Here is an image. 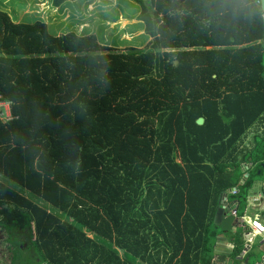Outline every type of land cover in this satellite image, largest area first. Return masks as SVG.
Returning a JSON list of instances; mask_svg holds the SVG:
<instances>
[{"label": "trees", "instance_id": "16d2710c", "mask_svg": "<svg viewBox=\"0 0 264 264\" xmlns=\"http://www.w3.org/2000/svg\"><path fill=\"white\" fill-rule=\"evenodd\" d=\"M136 1L145 50L0 10V174L50 207L0 180L5 264H211L221 195L264 191L260 5Z\"/></svg>", "mask_w": 264, "mask_h": 264}, {"label": "rangeland", "instance_id": "374dc122", "mask_svg": "<svg viewBox=\"0 0 264 264\" xmlns=\"http://www.w3.org/2000/svg\"><path fill=\"white\" fill-rule=\"evenodd\" d=\"M146 0H144L145 2ZM90 2L95 4V9L105 8L106 10H100L97 12L99 19L87 17L85 20L89 22L87 25H80L77 22V17L75 13L80 14L79 16L84 17V14H88L91 11H86V7ZM23 1H17L16 4L10 9L11 12H15L18 8L24 7ZM77 8L76 12L67 13V15L62 16L58 20L60 24L50 23L48 26L49 33L56 35L57 30L61 33L74 32L78 35H90L96 36L98 42L102 45H108L116 51H126L130 48L145 50L148 48V38L149 36L144 30L143 23L136 16L137 11L140 9V5L136 0H78L75 4ZM32 4V12H29L24 16L22 22L32 23L35 20H41L34 13L36 7ZM1 8V7H0ZM72 8V7H71ZM2 9V8H1ZM14 19V16L12 17ZM62 19V20H61ZM43 20V19H42ZM85 21V22H86ZM98 23V27L92 28V23ZM102 22V24H101ZM80 23V24H79ZM107 23V24H106ZM1 111H4V107H1ZM2 120L4 116L0 114ZM264 130L263 124L257 123L252 128H250L243 138L244 143H254V138L256 135H262ZM249 144V145H250ZM0 180L9 186L15 188L17 191L21 192L25 196L31 198L34 202L39 205L50 208L47 203L37 198L36 196L30 194L25 189L19 187L13 182L9 181L7 178L0 174ZM257 212H260L256 208H251L248 210L250 216H254ZM5 235L0 234V264L9 263L11 253L8 249V244L4 241ZM27 241V240H24ZM26 243V242H25ZM27 246V245H26ZM25 246V247H26ZM24 250V249H23ZM32 250V249H30ZM26 253L28 251H25ZM32 254V253H27Z\"/></svg>", "mask_w": 264, "mask_h": 264}, {"label": "crops", "instance_id": "0c3cea01", "mask_svg": "<svg viewBox=\"0 0 264 264\" xmlns=\"http://www.w3.org/2000/svg\"><path fill=\"white\" fill-rule=\"evenodd\" d=\"M17 1H23L25 4L24 7L18 8L13 13L10 9L16 4ZM77 2L78 0H0V7L2 8H0V10L6 12L13 22L24 23L22 22V19L24 18V16H26V14L32 12L31 7L33 4L36 7V9H34V11L36 10L34 14L37 15L33 17H38L39 19H41L38 21L44 22L48 29L50 23H56L59 25V18L64 15H67V13H75L77 9L75 8V4ZM94 7L95 4L93 2H90L89 5L86 7V11L91 12H89L88 14H84V17H81L79 16L80 14L75 13V16L77 17V22H80L81 24H79L81 26L89 24L88 20H85L88 16L94 19H97L98 17L99 19V15L97 14V12L100 10H106L105 8L96 10ZM139 11H137L136 13V16L138 18ZM13 16L14 19L12 18ZM98 23L99 22L92 23V28L95 29L96 27H98ZM56 33H58L56 35L63 34L60 30H57ZM148 40H150V37L148 38ZM246 164H248L250 167L249 163ZM261 186L262 181L256 180L252 184L251 189L247 191L248 197H250V205L247 206L245 212L242 215H239V210L235 213L236 216L242 218L238 224L232 225L230 229L225 231L221 230L220 227L217 226L219 234L215 239L211 264H258L261 257H263L261 264H264V233L256 235L249 234L247 236V234L251 233L252 231L249 220L257 217L264 224V195ZM230 194H232L231 191L227 193V196L225 198L226 204L231 202L232 200H235L230 198ZM258 201L262 202L258 204ZM218 206L219 201L217 207ZM251 208H256L260 212H257L254 216H250L248 214V210ZM238 242L241 244L242 250L239 254H234V249ZM27 253L31 252L28 251Z\"/></svg>", "mask_w": 264, "mask_h": 264}, {"label": "water", "instance_id": "95a60500", "mask_svg": "<svg viewBox=\"0 0 264 264\" xmlns=\"http://www.w3.org/2000/svg\"><path fill=\"white\" fill-rule=\"evenodd\" d=\"M260 6L261 9L264 10V0H260ZM203 122L202 118L197 119V123L201 124ZM264 164H262L263 166ZM249 168V165L244 163L241 166V171L243 172V175L239 181L240 184L244 183L245 180L249 176V172L247 171ZM252 185L248 189V191L251 189ZM233 190H237V187H233L228 189L225 193H223L219 199V206L216 208L214 217H213V224L216 226H219L221 230L225 231L231 228L232 225L238 224L240 220L242 219L239 216H236L233 214V212H237L239 209V200H232L229 203H225V198L227 196V193ZM250 197H248V194L246 195V207L243 211L245 212L246 208L248 205H250ZM262 201H258V204L261 203ZM263 260V257L260 258L258 264H261Z\"/></svg>", "mask_w": 264, "mask_h": 264}, {"label": "built area", "instance_id": "2783aa9c", "mask_svg": "<svg viewBox=\"0 0 264 264\" xmlns=\"http://www.w3.org/2000/svg\"><path fill=\"white\" fill-rule=\"evenodd\" d=\"M256 3L260 5V0H256ZM1 107H4V111H1L2 110ZM0 114L4 116L5 118L4 120H7L8 118H10L9 104L7 102H0ZM231 192L235 193V190ZM233 214L235 215V212H233ZM249 223H250V227L252 231L251 233H248L247 236L249 234L256 235V234L264 233V224L257 217L249 220Z\"/></svg>", "mask_w": 264, "mask_h": 264}, {"label": "flooded vegetation", "instance_id": "af4514ba", "mask_svg": "<svg viewBox=\"0 0 264 264\" xmlns=\"http://www.w3.org/2000/svg\"><path fill=\"white\" fill-rule=\"evenodd\" d=\"M263 195H264V191H263ZM23 237H24V238H28V237H29L28 233L24 234Z\"/></svg>", "mask_w": 264, "mask_h": 264}]
</instances>
